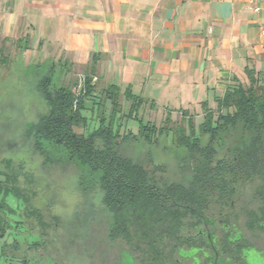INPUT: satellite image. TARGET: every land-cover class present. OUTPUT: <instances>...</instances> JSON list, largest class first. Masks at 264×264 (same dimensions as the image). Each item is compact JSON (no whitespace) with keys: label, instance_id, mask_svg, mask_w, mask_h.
I'll return each mask as SVG.
<instances>
[{"label":"trees","instance_id":"16d2710c","mask_svg":"<svg viewBox=\"0 0 264 264\" xmlns=\"http://www.w3.org/2000/svg\"><path fill=\"white\" fill-rule=\"evenodd\" d=\"M246 74L247 85L228 88L215 100L214 108L203 104L197 127L188 111L180 112L187 118L184 125L170 127V116L161 127L145 123L139 112L147 102L130 89L124 93L114 85L100 89L88 75L80 88L55 87L53 76L46 75L38 89L47 112L26 126L24 137L42 155L50 150L61 153V162L75 168L81 187L89 179L113 223L110 238L124 240L141 259L153 264L171 236L166 231L173 228V197L190 204L196 220L206 213L207 205H228L235 186L230 182L264 181V72L247 68ZM89 100L91 106L87 107ZM123 101L129 104L126 114ZM106 103L110 104L109 114ZM133 122L139 124L136 132L131 130ZM162 139L173 141L180 150L174 178L166 177L165 166L153 159ZM138 143L146 144L147 160L124 153L128 145ZM238 166L243 167L241 171ZM240 172L245 177L240 179ZM184 180L194 184L186 189L180 184ZM260 189L264 191V185ZM11 199L21 201L27 216H34L44 231L48 227L16 183L0 180V264H12L21 252L22 264H31L25 249H36L40 243L28 242L32 236ZM188 212L178 211L180 224ZM14 216L19 220L14 221ZM10 233L16 235L11 243L7 239Z\"/></svg>","mask_w":264,"mask_h":264},{"label":"crops","instance_id":"0c3cea01","mask_svg":"<svg viewBox=\"0 0 264 264\" xmlns=\"http://www.w3.org/2000/svg\"><path fill=\"white\" fill-rule=\"evenodd\" d=\"M263 15L264 0H0V51L200 113L264 72Z\"/></svg>","mask_w":264,"mask_h":264},{"label":"rangeland","instance_id":"374dc122","mask_svg":"<svg viewBox=\"0 0 264 264\" xmlns=\"http://www.w3.org/2000/svg\"><path fill=\"white\" fill-rule=\"evenodd\" d=\"M8 47H4V54L0 53V180L16 183L30 199L31 208L40 213L48 227L44 231L34 216H27L21 201L18 203L11 199V206L23 215L24 228L34 237L27 238L28 242L38 240L39 235L46 232L43 240L47 242L49 254L59 264H110L111 257L114 260L117 253L112 248L106 249L108 221L95 185L87 179L85 187H81L75 168L61 162V153L50 150L42 155L24 137L26 126L47 112L38 89L44 76L52 75L55 87L78 85L79 88L86 76L61 75L59 67L50 73L52 62H41L36 66L25 54H16L15 46ZM10 48L13 54L9 52ZM99 96V93L95 95L96 101ZM91 102H87V107ZM128 108L129 104L123 101V114ZM106 112H110L109 103H106ZM188 114L197 127L202 120V111H188ZM139 115L145 123L157 127L164 126L168 116L172 121L170 127L187 122L180 112L168 114L147 106L141 108ZM133 123L131 130L136 132L139 124ZM124 153L135 159L147 160L148 150L145 143H138L128 145ZM179 153L173 141L162 139L153 159L165 166L167 176L173 177L177 172L176 155ZM18 216L12 219L19 220ZM7 239L11 243L16 235L10 233ZM20 242L25 244L26 241L20 238ZM114 247L117 249L118 246ZM36 253L45 254V251L38 249ZM118 261L119 264H135L128 253H122Z\"/></svg>","mask_w":264,"mask_h":264},{"label":"flooded vegetation","instance_id":"af4514ba","mask_svg":"<svg viewBox=\"0 0 264 264\" xmlns=\"http://www.w3.org/2000/svg\"><path fill=\"white\" fill-rule=\"evenodd\" d=\"M242 168L237 167L239 171ZM238 177L241 179L245 175L240 172ZM230 183L235 186L234 197L228 205H207L206 213L198 215L196 220L190 204L184 205L176 197L172 198L173 228L166 231L171 236L165 239V245L153 264H264V191L260 189L264 181L239 180ZM180 184L187 189L194 182L184 180ZM179 210H189L182 215L181 224L178 222ZM105 216L108 221L106 249L112 248L117 253L114 260L111 257L110 264H119L122 253H128L135 264H151L141 259L140 254H135L124 240L110 238L113 223L108 214ZM36 242L40 243L36 249L28 250L29 246L25 249L31 264H59L49 254L43 238L32 239V243ZM114 246H118L117 249ZM38 249H43L45 254L36 253ZM17 256L12 264H22L24 254L21 252Z\"/></svg>","mask_w":264,"mask_h":264},{"label":"built area","instance_id":"2783aa9c","mask_svg":"<svg viewBox=\"0 0 264 264\" xmlns=\"http://www.w3.org/2000/svg\"><path fill=\"white\" fill-rule=\"evenodd\" d=\"M252 1H255V0H252ZM257 12L260 11L259 8H256L255 9ZM262 21H263V26H262V30H261V40H262V43L264 44V15L262 17Z\"/></svg>","mask_w":264,"mask_h":264}]
</instances>
